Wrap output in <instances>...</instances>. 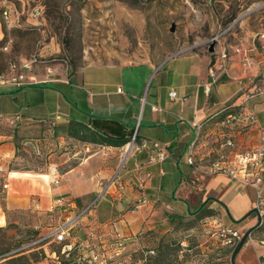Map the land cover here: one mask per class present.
<instances>
[{
	"label": "crops",
	"instance_id": "crops-1",
	"mask_svg": "<svg viewBox=\"0 0 264 264\" xmlns=\"http://www.w3.org/2000/svg\"><path fill=\"white\" fill-rule=\"evenodd\" d=\"M259 33L235 43L223 42L230 48L246 45ZM252 58L254 71L264 72V50L258 49ZM212 60L208 50L190 49L158 62L87 63L56 75L49 73V67L44 71L31 67L27 74L34 77L32 83L0 84V105L6 108L0 115L23 117L18 128L32 135L25 143L32 147L37 142L49 143L63 164L69 158L73 160L58 172V182L52 185L48 174L42 180L46 185L39 186L36 179H25L31 173L17 171L10 172L11 182L27 187L30 193L42 194L40 200L50 211L63 205L74 209L80 203L84 208L116 174L125 188L109 185L72 232L75 246L81 248L86 246V235L91 231L92 242L102 248H111L115 237H125L124 264H130L134 256L137 264H149L146 252L150 251L142 255L134 252L146 247L151 231L164 233L166 220L194 218L198 214L192 209L195 206L207 205L224 225L235 229L255 225L256 215L251 210L257 188L239 177L209 173L205 166L220 154L225 137L236 143L234 149L224 148L230 161H236L238 152L264 149V98L249 103L255 115L252 125L244 121L229 128L216 124L220 109L232 104L241 93L242 74L239 57L231 53L226 70L218 73L209 92H205L204 84L211 81L208 67ZM170 91L177 97L170 98ZM22 94L25 99L16 104V95ZM57 113L61 117L54 129L35 122ZM193 122L201 123L203 130L191 164L188 156L195 136ZM76 124L88 128L83 139L74 131ZM133 134L135 140L130 143ZM123 139L128 141L116 145ZM154 143L165 154L162 161H150L158 151ZM14 152L12 134L0 135V161L11 159ZM261 174L264 179V167ZM139 183L142 189L137 187ZM139 197H146L147 202L131 211ZM21 203L25 201L15 203L7 198L10 207ZM73 212L68 213L72 216ZM252 213L255 220H247Z\"/></svg>",
	"mask_w": 264,
	"mask_h": 264
},
{
	"label": "rangeland",
	"instance_id": "rangeland-1",
	"mask_svg": "<svg viewBox=\"0 0 264 264\" xmlns=\"http://www.w3.org/2000/svg\"><path fill=\"white\" fill-rule=\"evenodd\" d=\"M6 1L13 3V17L20 25L9 27L0 12V39L4 38L0 68L3 71L11 63H28L39 71L49 67V73L56 75L87 63L158 62L190 49L206 52L211 39L217 35L222 41L235 43L264 31V0ZM34 8H39V17L32 15ZM24 99L23 94L16 95L14 102L20 104ZM4 109L0 105V111ZM10 116L0 115V135L13 132L14 125L7 121ZM31 136L29 132L20 131L14 141V155L4 163L0 161V250H5V254L25 246L38 232L63 221L65 212L75 211V214L83 207L80 203L74 209L48 211L40 200L42 194L30 193L27 187L11 182L10 172H29L32 175L25 179H36L39 186L46 185L40 174L49 175V167H55L58 173L73 162L69 158L63 164L64 160L59 158V153H54L49 143L37 142L33 147L25 143ZM48 179L54 184L50 175ZM4 182L8 183L6 188L2 185ZM7 198L25 203L10 207ZM97 200L98 194L92 206ZM203 211L200 217L166 220L163 229L167 230L164 233L151 231L146 247L134 253L142 255L150 251L146 252L147 259H151L149 264H231L230 255L238 242L233 246L223 244L219 232L226 225L207 205ZM254 218L252 213L247 220ZM197 227L199 230L195 229ZM247 227H237V230L243 234ZM61 248L62 243L49 242L23 248L22 253L30 256V252H40L36 259L28 262L48 264L52 260L51 252H60ZM89 249L90 245L84 248L76 245L69 257L60 253L59 260L86 261L91 254ZM131 259L130 264H137L136 256ZM235 263L264 264V224L248 236L235 256Z\"/></svg>",
	"mask_w": 264,
	"mask_h": 264
},
{
	"label": "built area",
	"instance_id": "built-area-1",
	"mask_svg": "<svg viewBox=\"0 0 264 264\" xmlns=\"http://www.w3.org/2000/svg\"><path fill=\"white\" fill-rule=\"evenodd\" d=\"M13 3L3 0L2 1V15L9 27H17L20 24L17 23L16 17H13ZM32 15L34 17L40 16L39 8H34ZM220 36H215L211 39L214 42V49L211 52L213 54V60L208 67V75L211 79L210 82H206L203 86L205 92H209L211 83L217 78L218 73L224 72L226 70V62L231 53L236 54L239 57L241 74L242 77L239 78V86L241 93L237 99L230 105L224 106L215 116V122L221 127L229 128L234 125L244 121L246 124H253L255 121L254 112L249 108V103L257 98H264V72L258 73L254 71L255 63L253 61L252 55L258 49L264 50V31L259 33L256 38L252 39L246 45H235L232 48L227 46L222 40L219 39ZM40 43V41L38 42ZM209 43V44H210ZM208 44V45H209ZM35 61V59H32ZM31 69V64L28 63H11L9 65L8 72L0 75V84H12V85H22L27 83H32L35 81L34 77L27 74V71ZM170 98H176L177 94L175 91L169 92ZM61 115L59 113L54 114L52 118L43 119L41 123L47 124L50 128H53L56 122L60 119ZM23 118L19 114L10 116L7 121L10 125H15L17 122L21 121ZM195 126V136L190 144V153L188 156V162L193 164V152L201 138L202 134V124L193 122ZM135 134L130 138V143L134 142ZM154 147L158 148V144L154 143ZM223 147L222 151L218 156L212 159L205 169L209 173H226L233 178H240L244 183L251 184L257 188L254 209L256 212V228L264 224V190L261 189L264 183L263 176L261 174V169L264 167V149H256L253 151L238 152L236 156V161H230L228 159L229 151L226 149H234L236 146L233 138L225 137L221 142ZM226 148V149H224ZM165 158V154L158 148L155 156L150 158L152 160L162 161ZM49 175L51 176V181L53 183L58 182V173L55 167H49ZM115 186L119 190L125 188L124 184L117 178L116 174L112 177L109 184H107L104 189L98 194V197L106 190L109 185ZM3 187H7V183L4 182ZM139 189H142L143 185L139 183L137 185ZM58 202V201H57ZM147 202L146 197H139L130 207L131 211H136L140 209ZM94 201L89 203V205L82 208L77 213L72 216L65 218L63 221L46 228L44 231L39 232L33 240H31L25 246L19 247L14 251L22 250L23 248L30 249L31 247L38 244H46L49 242L62 243V248L60 252L52 251V260L48 264H63L62 260H59V254L61 253L65 257H69L72 249L75 248L73 242L74 235L71 234L74 227H76L81 218L86 215ZM59 204V202L57 203ZM259 219V220H258ZM222 238V243L225 245L233 246L235 245L242 234L241 231L231 227L223 226L220 228L219 232ZM94 238V232L91 231L87 234V239L92 242ZM114 245L111 248L99 247L101 252L98 251L90 254L89 259L77 264H124L123 259V249L126 245L125 237H115L113 239ZM262 242V241H261ZM93 243V242H92ZM88 242H86V246ZM98 247L96 244H94Z\"/></svg>",
	"mask_w": 264,
	"mask_h": 264
},
{
	"label": "trees",
	"instance_id": "trees-1",
	"mask_svg": "<svg viewBox=\"0 0 264 264\" xmlns=\"http://www.w3.org/2000/svg\"><path fill=\"white\" fill-rule=\"evenodd\" d=\"M0 12L2 13V8L0 9ZM3 40H4V38H1L0 39V48L3 46ZM10 65V64H9ZM9 65H8V68L5 70V71H3V70H1V68H0V75H2L3 73H6V72H8V69H9ZM74 70V69H73ZM73 70H70L69 71V73L70 72H72ZM15 115V114H14ZM20 115V114H19ZM12 116V115H11ZM23 118V117H22ZM24 119H22L21 121H23ZM41 120H43V119H41ZM41 120H36L35 122L37 123V124H39V125H42V126H44V128H48V129H54L55 128V126H56V124H55V126L53 127V128H50L47 124H43V123H41ZM21 121H19V122H17L15 125H14V130H13V132L11 133L12 134V136H13V141H15V139H16V137H17V135L19 134V132L20 131H22L21 129H19L18 128V125L20 124V122ZM75 132H77V133H79V134H77V136L80 138V139H83L84 138V132H87L88 131V128L86 127V126H84L83 124H76V126H75V130H74ZM24 132V131H23ZM54 133H56V132H54ZM103 142H106V143H111V142H113L112 140H110V139H104V140H102ZM128 141V139H123V140H120V141H118L117 142V144L116 145H123V144H125L126 142ZM204 206H205V204H203L202 206H197L195 209H193V211H195L196 213H198L197 214V216L198 217H200V216H202L203 215V213H204V211H203V208H204ZM61 208H63V211H66V207L65 206H61ZM54 209H57V207H55ZM209 212H211V210H208V213ZM68 217H70V214L67 212H65V215H64V219L65 218H68ZM256 229V228H255ZM254 229V230H255ZM253 230V231H254ZM252 231V232H253ZM39 233V232H38ZM37 233V234H38ZM36 234V235H37ZM88 245H90V251H91V253H93V252H96V251H98V249H99V247H96L95 245H94V243H92V242H88ZM24 250H17V251H14V252H11V253H7V254H5V250H0V264H10V263H13V264H30L29 262H28V260H30V259H36L37 258V255L38 254H40V252H30L31 254H30V256L29 255H26V254H23L22 252H23ZM99 252H101V250L99 249ZM20 253H22V254H20ZM84 255V254H83ZM90 256V255H89ZM79 262H77V260H72V259H69V260H64V262H62L63 264H77V263H81V262H83V261H80V260H78Z\"/></svg>",
	"mask_w": 264,
	"mask_h": 264
},
{
	"label": "water",
	"instance_id": "water-1",
	"mask_svg": "<svg viewBox=\"0 0 264 264\" xmlns=\"http://www.w3.org/2000/svg\"><path fill=\"white\" fill-rule=\"evenodd\" d=\"M170 30H173V27L170 28ZM214 49V42H211L208 45V51L212 52ZM251 212H256L255 209L251 210ZM259 220V219H258ZM256 225L251 226L250 228H248L241 236V238L239 239L237 245L235 246V248L232 250L231 255H230V263L231 264H236L235 263V256L236 254L239 252V250L242 248V246L245 244L248 236L251 234V232L256 228Z\"/></svg>",
	"mask_w": 264,
	"mask_h": 264
},
{
	"label": "bare ground",
	"instance_id": "bare-ground-1",
	"mask_svg": "<svg viewBox=\"0 0 264 264\" xmlns=\"http://www.w3.org/2000/svg\"><path fill=\"white\" fill-rule=\"evenodd\" d=\"M25 174H28V173H25ZM40 176H41V177H43V178H47V176H48V175H47V174H44V173H42V174H40Z\"/></svg>",
	"mask_w": 264,
	"mask_h": 264
}]
</instances>
